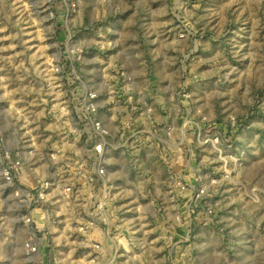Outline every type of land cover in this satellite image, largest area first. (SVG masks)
Here are the masks:
<instances>
[{
	"label": "rangeland",
	"instance_id": "rangeland-1",
	"mask_svg": "<svg viewBox=\"0 0 264 264\" xmlns=\"http://www.w3.org/2000/svg\"><path fill=\"white\" fill-rule=\"evenodd\" d=\"M0 264H264V0H0Z\"/></svg>",
	"mask_w": 264,
	"mask_h": 264
},
{
	"label": "built area",
	"instance_id": "built-area-1",
	"mask_svg": "<svg viewBox=\"0 0 264 264\" xmlns=\"http://www.w3.org/2000/svg\"><path fill=\"white\" fill-rule=\"evenodd\" d=\"M95 96H96V94L93 91H90L89 93H87L85 96H83V105H84V109L86 112L85 120H86L87 126L88 127L90 126L91 129L94 131L95 136H97L99 138L100 144L96 145L94 150H95L96 154L101 158L100 161L102 162L104 156L106 155L105 150L107 149V146H106L107 142L105 139L106 132L103 129H101V127H102L101 124L98 121L95 122L92 119V116H90V113L92 111H94V109H95L94 104L92 103ZM105 170H106V168L100 164L98 166L97 172H96V174H98V176L101 177V179H103V185H104L103 194H104V196L108 195V193H111L110 189L107 188L106 181H104ZM70 192H71V189L69 187H66L65 193H70ZM28 246H30V245H28ZM35 250L36 249L32 247L29 252H34Z\"/></svg>",
	"mask_w": 264,
	"mask_h": 264
},
{
	"label": "bare ground",
	"instance_id": "bare-ground-1",
	"mask_svg": "<svg viewBox=\"0 0 264 264\" xmlns=\"http://www.w3.org/2000/svg\"><path fill=\"white\" fill-rule=\"evenodd\" d=\"M126 71H129V70H126ZM130 72V71H129ZM124 73H126V72H124ZM131 73V72H130ZM134 74V73H133ZM102 75V74H101ZM103 75H105V74H103ZM108 75V74H107ZM129 77H130V75H129ZM133 77V76H132ZM104 79V78H103ZM129 79V78H128ZM137 79V78H136ZM105 81V80H104ZM128 81V80H127ZM140 81V80H139ZM131 82H132V80H131ZM129 83V82H128ZM127 83V84H128ZM135 83V82H134ZM140 83V82H139ZM102 84H103V82H102ZM89 86V85H88ZM93 87V86H92ZM133 87H134V84H133ZM90 89H91V87H90ZM94 89V88H93ZM92 89V90H93ZM95 89H97V88H95ZM136 89V88H135ZM87 90V89H86ZM97 91V90H96ZM86 92V91H85ZM87 93V92H86ZM97 93V92H96ZM107 93V92H106ZM99 94V93H98ZM99 96V95H98ZM111 96V95H110ZM137 96V95H136ZM100 97V96H99ZM98 98V97H97ZM94 99H96V98H94ZM93 102V101H92ZM96 104H97V102H96ZM151 112V111H150ZM107 115V114H106ZM102 117V116H101ZM103 118V117H102ZM97 120V119H96ZM103 120H106V119H103ZM105 126V125H104ZM103 129H104V127H102ZM106 129V128H105ZM184 131V130H183ZM93 133V132H92ZM167 141V140H166ZM100 142V141H99ZM215 142V141H214ZM98 144V143H97ZM96 144V145H97ZM213 144V143H212ZM107 146V145H106ZM81 149L83 148V147H80ZM107 150V149H106ZM110 150V149H109ZM82 151V150H81ZM109 152V151H108ZM110 155V154H109ZM111 156V155H110ZM114 156V155H113ZM107 157L109 158V156L107 155ZM108 158H106V159H108ZM106 159H104L105 161H106ZM111 160V159H110ZM111 161H113V160H111ZM108 162V161H107ZM107 165V164H106ZM107 169V168H106ZM111 171V170H110ZM107 172V171H106ZM105 172V173H106ZM110 175V174H109ZM109 177V176H108ZM111 183V182H110ZM109 184V183H108ZM112 184V183H111ZM110 185V184H109ZM100 235V234H99Z\"/></svg>",
	"mask_w": 264,
	"mask_h": 264
}]
</instances>
